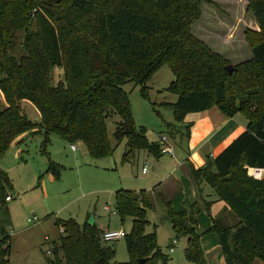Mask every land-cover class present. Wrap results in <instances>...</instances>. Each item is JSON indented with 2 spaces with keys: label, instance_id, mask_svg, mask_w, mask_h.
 I'll list each match as a JSON object with an SVG mask.
<instances>
[{
  "label": "trees",
  "instance_id": "obj_1",
  "mask_svg": "<svg viewBox=\"0 0 264 264\" xmlns=\"http://www.w3.org/2000/svg\"><path fill=\"white\" fill-rule=\"evenodd\" d=\"M209 0H0V161L12 142L24 133L41 137L40 151L47 156L50 136L69 144L81 142L92 158L107 157L113 148L105 119L116 114L114 137L126 139L128 150L161 155L160 143L148 142L144 127H136L127 93L122 86L133 82L148 99L145 84L162 65L173 80L165 89L176 94L166 103L176 123L188 113L215 106L226 117L239 113L246 127L216 156L195 167L189 176L197 192L209 185L217 200L229 209L232 222L210 213L211 227L196 232L198 200L174 210L171 200L158 193L171 221L175 239L184 237L185 258L207 264L201 237L217 235L225 264H264V178L246 175L243 166L264 168V0H247L258 31L245 30L251 57L225 70L230 61L198 38L192 24ZM34 25V28L32 26ZM23 36L17 43V32ZM23 51L18 57L15 49ZM61 69L54 81L52 73ZM261 78V79H260ZM30 102L40 121L32 122L20 102ZM189 131V124L186 125ZM189 133V132H188ZM47 172L57 177L61 166L47 156ZM12 189L0 166V232L9 224L5 197ZM198 197V196H197ZM114 208L123 221L132 219L124 239L129 260L113 264H170L150 225V193L145 189H119ZM62 228L46 264H111L115 250L101 239L102 229L87 221L57 219ZM155 227V225H154ZM172 241L170 243V248ZM8 238L0 239V264H10Z\"/></svg>",
  "mask_w": 264,
  "mask_h": 264
},
{
  "label": "rangeland",
  "instance_id": "obj_2",
  "mask_svg": "<svg viewBox=\"0 0 264 264\" xmlns=\"http://www.w3.org/2000/svg\"><path fill=\"white\" fill-rule=\"evenodd\" d=\"M209 1L210 3L202 4V14L192 24L191 30L211 49L224 53V57L230 61L229 65L234 70L236 64L247 60V50L250 48L246 42L245 30L258 31L252 28L256 21L251 10L247 8V0ZM16 35L19 43L23 32L18 31ZM224 37L231 39L235 45L233 49L239 50L238 55L227 54L228 50L221 42ZM13 53L18 57L23 51L16 48ZM52 76L54 81L60 79L61 69L56 68ZM173 78L167 65L157 69L145 84L148 99L141 96L140 86L133 82H127L122 89L127 93L134 124L136 127H144L148 142H157L160 136L166 135L174 145L186 143L187 146L190 137V144L203 137L207 132V123L202 122L200 119L202 114L197 112L188 113L184 119L186 121L182 123L174 121L173 112L166 103H174L177 95L165 90ZM0 101L3 103L1 92ZM20 108L32 122L40 121L38 111L30 102L21 101ZM187 120L196 123L191 136L190 129L193 123ZM119 121L120 118L116 114H111L105 119L113 152L102 158H92L81 142L73 143L77 147V150L73 151L68 142L52 134L46 151L50 160L62 167L57 177L46 171L48 159L40 151L39 135L29 133L21 142L10 145L0 162L12 185V189L8 190L11 199L6 201L9 224L0 232V239L7 237L9 241L10 264H46V257H52L53 246L57 243L59 234L63 233L55 225L57 219L72 218L82 224L88 222L93 215L95 224L100 229L107 227L110 230H124L127 233L132 219L126 217L121 221L114 213V193L119 189L148 190L151 208L147 210L150 225L146 231L151 232L155 228L157 245L160 251L168 256L170 264H194L184 256L186 239L184 237L175 239L166 208L158 197L160 190L150 192L159 181L170 175L182 182L187 177L183 170L176 167L174 160L180 155V150H175L174 158L166 155L158 158V155H153L147 150H134L127 160H124L123 154L128 150L126 139L117 141L114 137L116 123ZM187 124L190 127L189 131ZM144 165H147V172L142 174L141 169ZM183 167H187V164L185 163ZM243 168L246 171V167ZM169 185L171 184H168L165 190L172 193L175 188ZM202 186L210 189V186L204 183ZM170 196L172 195L168 194L166 198L171 200V207L175 210L178 201L175 197L171 199ZM197 196L199 197L198 192ZM198 203L201 208L204 206L202 202ZM104 206H108L109 210H105ZM228 210L224 206L223 210H219L214 216L221 217L225 222H232ZM197 226L198 230L204 227L201 216ZM205 242L208 241L203 237V243ZM106 243L115 250L111 264L129 260L124 237ZM219 250L205 253L207 264H221ZM256 264L261 263L257 261Z\"/></svg>",
  "mask_w": 264,
  "mask_h": 264
},
{
  "label": "crops",
  "instance_id": "obj_3",
  "mask_svg": "<svg viewBox=\"0 0 264 264\" xmlns=\"http://www.w3.org/2000/svg\"><path fill=\"white\" fill-rule=\"evenodd\" d=\"M252 28L254 30H258L257 24L254 23V26ZM221 40H222L221 42L223 46L226 47L228 50L226 51L227 54L228 53L232 55L239 54V50L233 49L235 45L233 44L230 38L224 37ZM247 52H248L247 59H249L251 57L250 49L249 51L247 50ZM219 53L224 55V53H221L220 51ZM197 113L202 114L200 119L202 120V122L207 123V132H205L203 137H201L194 144H190L189 142L191 140V137H190V139L188 140V145H187L188 147L186 146V143H178L176 145L172 143L174 146V151L177 149L180 150V155H177V159L175 158L174 160L177 165L176 167H179L181 170H183V174H186L187 176L183 179L184 183L179 178L176 179L172 175H170L166 177L164 180L162 179L161 181H159L156 184V186L150 190V192L154 191L155 189H158L160 190L159 192L163 193L165 197L166 196L168 197V194L172 195L170 196L171 199L175 197L176 198L175 200L178 201V206L177 208H175V210L183 209L185 205L190 204L195 199H197L200 203L203 201L209 200L211 201L210 213L212 216H214L219 210H223L225 203L223 201L217 200L211 188L207 189L203 187L202 185L200 187L201 191L199 192V197H197L198 190H196L189 176L188 162L193 164L195 167H200L206 162L207 158L216 156L234 138H236L241 132L245 130L246 119L239 113L235 114L233 117H226L215 106L209 108L208 110L197 112ZM187 122H190V121L187 120ZM190 123H193V126L190 129V136H191V133L193 132L194 126L196 125V123L193 121H191ZM27 135L28 133L27 134L24 133L18 136L12 143L21 142L23 140V137ZM76 150L77 149H75V151ZM160 157H163V155L162 154L159 155L158 158ZM174 157H175V154H174ZM185 163L187 164V167H183ZM168 184H171L169 186H174L175 191L172 190V193H170L167 190H165L168 187ZM198 208L200 209V212L197 218L199 219L200 216L201 218H203L204 227L198 230L197 229L198 226H196V232L198 234H202L204 231H206L207 229L211 227V220L208 217L207 213L204 210H202L200 205H198ZM94 223H95V220H94ZM102 229L105 230L108 228L106 227ZM203 237L208 241V242H205V244L203 243ZM207 237H209V239ZM201 245L204 250V253H207L208 251H211V250L219 249L217 235L213 232L203 235L201 237ZM218 254L220 256L221 264H225L221 252H218Z\"/></svg>",
  "mask_w": 264,
  "mask_h": 264
},
{
  "label": "built area",
  "instance_id": "obj_4",
  "mask_svg": "<svg viewBox=\"0 0 264 264\" xmlns=\"http://www.w3.org/2000/svg\"><path fill=\"white\" fill-rule=\"evenodd\" d=\"M158 142L160 143V152L162 155L174 157V154H175L174 146L170 142V139H168V137L166 135L160 136ZM70 148L72 150L77 149V147L74 144H70ZM245 167H246L247 176L252 177L254 179L264 178V176H263L264 168H259V167H254V166H245ZM146 171H147V165H144L141 169V173L144 174V173H146ZM10 199H11L10 195H7L5 197L6 201H9ZM104 209L109 210L108 206H104ZM114 213H116L115 209H114ZM60 231L63 232V229L60 228ZM124 236H125V232L123 230L105 229L102 232L101 239L105 242H108V241L118 239V238H121ZM171 250H172V248H170V251ZM47 252H49V251H47Z\"/></svg>",
  "mask_w": 264,
  "mask_h": 264
},
{
  "label": "water",
  "instance_id": "obj_5",
  "mask_svg": "<svg viewBox=\"0 0 264 264\" xmlns=\"http://www.w3.org/2000/svg\"><path fill=\"white\" fill-rule=\"evenodd\" d=\"M225 70L227 71L228 74H231V72H232L233 69H232L231 65H226L225 66ZM88 223H90V224H93L94 223V217H93V215H91L90 219L88 220ZM139 263L140 264L143 263V260H140Z\"/></svg>",
  "mask_w": 264,
  "mask_h": 264
}]
</instances>
